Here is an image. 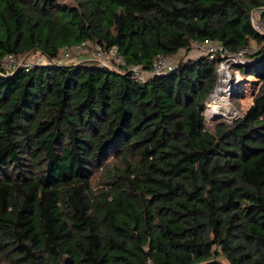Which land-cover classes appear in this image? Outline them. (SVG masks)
<instances>
[{"label":"trees","instance_id":"obj_1","mask_svg":"<svg viewBox=\"0 0 264 264\" xmlns=\"http://www.w3.org/2000/svg\"><path fill=\"white\" fill-rule=\"evenodd\" d=\"M262 6L0 0V60L49 59L0 66V264H264ZM207 40L262 45L239 65L260 83L252 105L212 127L221 56L145 82L132 70ZM83 42L117 47L126 65L53 62Z\"/></svg>","mask_w":264,"mask_h":264},{"label":"built area","instance_id":"obj_2","mask_svg":"<svg viewBox=\"0 0 264 264\" xmlns=\"http://www.w3.org/2000/svg\"><path fill=\"white\" fill-rule=\"evenodd\" d=\"M251 23L254 29L258 33L264 36V6L259 7L252 11ZM88 44H89L88 42H83L76 46L63 48V50L61 51V53L63 54L61 58L63 59L70 58L72 52H84V50L88 47ZM95 49L96 50L94 54V60L98 62L100 66L111 68V69H117L120 66L123 67L126 65L125 59L119 53L117 47L114 46L110 48H104L100 45H96ZM199 49L202 55L208 56L211 59H215L217 56H221V60L217 68L218 82H217V85L214 91L219 85L218 83H220L223 70H228L231 73L230 86L233 89L235 85V82H233V78H234V81H236L237 79H240V76L242 73L239 68V65L247 63L250 59V56L254 53L251 47L242 48L237 52H230L228 49L224 47V45L221 42L211 41V40H207V41L199 43ZM175 55L166 56V55L159 54L156 57L155 61L153 62L152 67L149 70H145L141 66L133 67L132 70L134 73V78L137 81L145 82L148 80V78L152 76L162 75V74H166L168 72L173 71L174 68L177 66V64L181 61V60H177ZM59 58L55 59L53 62L62 64L58 61ZM36 64H45V63L37 62L34 64L32 63L19 64L17 62V56L11 53L7 54L0 60L1 68H3L4 70L8 72H14L20 67L29 69L31 66L36 65ZM232 89H231V92H232ZM213 92L211 93V95L213 94ZM231 92H230V95H231ZM205 111L207 113V103H206Z\"/></svg>","mask_w":264,"mask_h":264},{"label":"rangeland","instance_id":"obj_3","mask_svg":"<svg viewBox=\"0 0 264 264\" xmlns=\"http://www.w3.org/2000/svg\"><path fill=\"white\" fill-rule=\"evenodd\" d=\"M60 1L68 2V3L73 2V0H60ZM260 47H262V45L258 44L256 41L251 42V48L253 52L259 50ZM95 48H96L95 44L89 43L88 47L84 50V52H72L70 58H67V59L61 58L63 55L61 53L58 61L66 65L83 63L85 61H95L94 60V54L96 50ZM200 54L201 53L199 49V43H194L193 47L190 50H181L177 55H175V57L177 60H182V59L186 60V59H191V58L193 59V58L200 57ZM48 61L49 59H47L45 55L41 54L40 52L30 53L27 56L20 57V58L17 57V62L19 64L21 63L34 64L37 62L46 63ZM230 79H231V73H230L229 83L227 85L228 90H229L228 93L221 92V88L224 82L222 84L218 83L220 84V86L213 97L214 100H218L220 97H224L228 102L227 104L228 108L226 109V111L228 110L229 111L225 112L226 115L219 114L220 116H223V118L214 119V117H216L217 115H215L210 110H208V106L211 101L208 102L207 100L208 116H207L206 111L204 112V115L206 117L207 124L209 127H212L218 121H226L228 123L233 122L235 119L242 117L253 103L254 96L260 85L259 82L257 83L255 77H253L252 75L245 76L243 73H241L240 79H237L236 81H234V78H233V82H235L233 89L230 86ZM227 87L225 88L226 90H227ZM231 89H232V92H231ZM230 92H231V95H230ZM232 109L235 111L236 115L232 114ZM218 260L222 261L223 263H226L225 258L223 256L218 257ZM2 264H3V261H2Z\"/></svg>","mask_w":264,"mask_h":264},{"label":"bare ground","instance_id":"obj_4","mask_svg":"<svg viewBox=\"0 0 264 264\" xmlns=\"http://www.w3.org/2000/svg\"><path fill=\"white\" fill-rule=\"evenodd\" d=\"M222 77H221V80H220V84H222L223 82V86L221 88V92L222 93H225L227 92L228 93V83H229V78H230V73L228 72V70H223L222 71ZM220 84L217 86L215 92L211 95V99H209L211 102L208 106V110H210L212 113H214L215 115H219V114H225V112H228L226 111V109L228 108L227 107V100L224 98V97H220L218 100H214L213 97L215 95V93L217 92ZM227 87V90L225 89ZM213 99V100H212ZM227 102V103H226ZM224 112V113H223ZM232 114L233 115H236L235 111L232 109ZM207 116H208V112H207ZM215 118V117H214Z\"/></svg>","mask_w":264,"mask_h":264},{"label":"water","instance_id":"obj_5","mask_svg":"<svg viewBox=\"0 0 264 264\" xmlns=\"http://www.w3.org/2000/svg\"><path fill=\"white\" fill-rule=\"evenodd\" d=\"M210 98V97H209ZM216 118H223V116H220V115H217L214 119H216ZM213 119V120H214Z\"/></svg>","mask_w":264,"mask_h":264},{"label":"crops","instance_id":"obj_6","mask_svg":"<svg viewBox=\"0 0 264 264\" xmlns=\"http://www.w3.org/2000/svg\"><path fill=\"white\" fill-rule=\"evenodd\" d=\"M202 54H200V56H201Z\"/></svg>","mask_w":264,"mask_h":264}]
</instances>
